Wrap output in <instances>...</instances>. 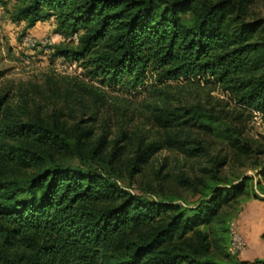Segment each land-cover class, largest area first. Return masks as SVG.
Instances as JSON below:
<instances>
[{"label":"trees","instance_id":"trees-1","mask_svg":"<svg viewBox=\"0 0 264 264\" xmlns=\"http://www.w3.org/2000/svg\"><path fill=\"white\" fill-rule=\"evenodd\" d=\"M251 2L20 0L15 18L31 26L52 15L58 27L81 31L75 45L58 43L54 51L78 62L88 80L72 85L98 99L110 92L155 95L184 78L217 85L241 107L264 113V17L249 16ZM149 105L165 131L135 148L131 172L141 171L164 145L205 153L202 141L185 133L190 128L250 148L241 128L222 121L214 106ZM29 112L0 90V264H234L226 250L220 257L212 249L226 243L228 228L214 236L207 228L223 204L244 192V177L220 183L214 163L209 171L218 182L196 205L149 199L98 166L55 157L95 155L104 136L88 148L90 126H70L60 112ZM121 148L116 144L109 160ZM182 182L191 184L187 177Z\"/></svg>","mask_w":264,"mask_h":264},{"label":"rangeland","instance_id":"rangeland-1","mask_svg":"<svg viewBox=\"0 0 264 264\" xmlns=\"http://www.w3.org/2000/svg\"><path fill=\"white\" fill-rule=\"evenodd\" d=\"M19 4L20 0H0V90L9 91L17 108L29 114L48 117L60 112L61 119L70 126L76 122L90 126L88 148L104 136L101 150L95 155L88 151L84 159L70 153H56L55 157L71 164L98 166L133 193L149 199H168L182 207H192L206 198L209 186L218 182L209 168L220 164V183L244 177L246 185L244 192L222 205L218 219L207 228L211 236L216 235L214 231L228 228L226 243L212 247L213 254L223 257L222 251L226 250L234 264H264L256 262L264 261V232L251 226L255 223L251 214L260 211L256 204L264 201V113L241 107L217 85L184 78L170 80V86L164 85L165 91L155 95L110 92L106 98L98 99L72 85L76 78L88 80L78 62L54 51L58 43L75 45L81 31L71 33L58 27L52 15L29 26L26 19L15 18ZM247 9L250 17H264V0H252ZM151 101L170 106H214L222 121L241 128L242 142L250 148L242 151L215 133L190 128L185 133L191 139H200L206 146L205 153L189 155L176 146L164 145L141 171L131 172L135 148L165 131L153 120ZM116 144H122L121 152L109 160ZM183 177L189 178L191 184L182 182ZM234 234L244 243L241 249H230Z\"/></svg>","mask_w":264,"mask_h":264},{"label":"crops","instance_id":"crops-1","mask_svg":"<svg viewBox=\"0 0 264 264\" xmlns=\"http://www.w3.org/2000/svg\"><path fill=\"white\" fill-rule=\"evenodd\" d=\"M256 205L257 207L260 208V211L258 214H254V213L251 214L252 217H255V223L252 224L251 226L252 227L255 226V230L259 233H262L264 232V201ZM252 217H250V219H252Z\"/></svg>","mask_w":264,"mask_h":264},{"label":"built area","instance_id":"built-area-1","mask_svg":"<svg viewBox=\"0 0 264 264\" xmlns=\"http://www.w3.org/2000/svg\"><path fill=\"white\" fill-rule=\"evenodd\" d=\"M231 239H232L230 245L231 250H238L242 248L244 243L239 235L234 234Z\"/></svg>","mask_w":264,"mask_h":264}]
</instances>
